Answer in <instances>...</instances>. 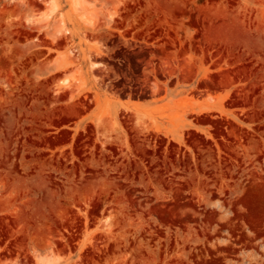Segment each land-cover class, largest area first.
Returning a JSON list of instances; mask_svg holds the SVG:
<instances>
[{
    "label": "rangeland",
    "instance_id": "374dc122",
    "mask_svg": "<svg viewBox=\"0 0 264 264\" xmlns=\"http://www.w3.org/2000/svg\"><path fill=\"white\" fill-rule=\"evenodd\" d=\"M0 264H264V0H0Z\"/></svg>",
    "mask_w": 264,
    "mask_h": 264
},
{
    "label": "bare ground",
    "instance_id": "6f19581e",
    "mask_svg": "<svg viewBox=\"0 0 264 264\" xmlns=\"http://www.w3.org/2000/svg\"><path fill=\"white\" fill-rule=\"evenodd\" d=\"M77 5V2H75V6ZM80 6L81 7H84V5L83 4H80ZM84 18H85V22L87 23V24H90V25H92V24H94V17H93V14L90 12V13H85L84 14ZM62 82H66V80H63Z\"/></svg>",
    "mask_w": 264,
    "mask_h": 264
}]
</instances>
